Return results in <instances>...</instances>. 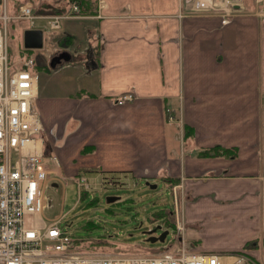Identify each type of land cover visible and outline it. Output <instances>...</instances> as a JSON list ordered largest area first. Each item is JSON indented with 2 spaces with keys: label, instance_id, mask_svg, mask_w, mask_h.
<instances>
[{
  "label": "crops",
  "instance_id": "obj_1",
  "mask_svg": "<svg viewBox=\"0 0 264 264\" xmlns=\"http://www.w3.org/2000/svg\"><path fill=\"white\" fill-rule=\"evenodd\" d=\"M251 5L227 16L182 0H97L95 14L63 21L67 45L36 59L44 152L96 185L179 189L186 227L171 252L183 243L264 264V7ZM126 92L136 100L116 103Z\"/></svg>",
  "mask_w": 264,
  "mask_h": 264
},
{
  "label": "built area",
  "instance_id": "obj_2",
  "mask_svg": "<svg viewBox=\"0 0 264 264\" xmlns=\"http://www.w3.org/2000/svg\"><path fill=\"white\" fill-rule=\"evenodd\" d=\"M236 2L239 0H182V6L195 11L223 10L231 16ZM11 7V0H0V264H246L242 253L193 252L183 243L174 252L165 248L141 254L80 250L76 236L62 228L65 214L47 216V190L65 184L66 174L58 156L43 149L44 128L36 105V59L25 56L17 63L11 61L9 26L13 20H22L28 23L25 29L35 28L37 19H46L52 30H60L65 19L81 17L80 8L72 1L66 13L45 15L36 13L31 0L22 3L16 14ZM136 97L134 92H126L116 103H131ZM74 181L80 199L100 186L82 173ZM174 195L173 233L180 236L185 222L178 194Z\"/></svg>",
  "mask_w": 264,
  "mask_h": 264
},
{
  "label": "rangeland",
  "instance_id": "obj_3",
  "mask_svg": "<svg viewBox=\"0 0 264 264\" xmlns=\"http://www.w3.org/2000/svg\"><path fill=\"white\" fill-rule=\"evenodd\" d=\"M25 1L28 0H11V13H18L19 6ZM43 1L54 0H34V4L37 7V3ZM65 1L62 0L63 3H66ZM246 1L251 2L252 8L257 5L260 9L264 7V0L261 2ZM261 11L264 12V9ZM27 26L28 23L22 20H13L9 26V54L13 63L19 62L25 56L35 59L48 58L55 48H61L68 42L67 39L61 37L68 32L66 28L52 30L46 19H37L36 27L44 31V46L39 49H25L23 38ZM59 38L61 45H59ZM90 181L92 182L91 179ZM174 192L181 198L179 189L166 187L162 182H158L156 188H151L146 180L141 182L126 180L123 183L116 182V184L104 182L80 199L74 176L66 175L65 184L48 188L47 196L50 206L47 207L46 214L50 218H54L64 213L65 216L61 222L62 228L77 237L86 240L106 239L119 245L117 247L110 245L103 250L141 254L146 251H139L136 247L133 248L129 245L133 246L136 243L140 247L156 251L172 243L175 237L172 228L164 242L146 241L149 235L145 231L160 224L159 220L154 218L156 212L175 208ZM111 196L119 197V199L109 202L108 197ZM163 231L164 229H158L153 236H159ZM242 254L247 257L246 264H259L251 256Z\"/></svg>",
  "mask_w": 264,
  "mask_h": 264
},
{
  "label": "trees",
  "instance_id": "obj_4",
  "mask_svg": "<svg viewBox=\"0 0 264 264\" xmlns=\"http://www.w3.org/2000/svg\"><path fill=\"white\" fill-rule=\"evenodd\" d=\"M72 1H76L79 5L78 13L81 15H93L97 12V0H66V3H63L62 0H55L54 2L44 1L37 4L36 13L52 15V14H61L66 13L69 9V5ZM69 2V3H68ZM68 36H63L64 39H67ZM69 42H66L68 44ZM26 49V48H25ZM29 50V49H28ZM220 148L215 147L210 150H206L202 152L204 155H213L220 153ZM225 151V150H223ZM171 183L177 184V180L171 179ZM86 196V194H84ZM154 218L159 220L160 224L166 227L167 229H174V214L167 209L160 210L156 212ZM76 246L80 250H99L108 248L110 245H115V247L119 246L118 243L109 241L106 239H93L86 240L81 237L76 236ZM114 247V248H115Z\"/></svg>",
  "mask_w": 264,
  "mask_h": 264
},
{
  "label": "water",
  "instance_id": "obj_5",
  "mask_svg": "<svg viewBox=\"0 0 264 264\" xmlns=\"http://www.w3.org/2000/svg\"><path fill=\"white\" fill-rule=\"evenodd\" d=\"M240 5H236V8H239ZM24 47L26 49H39L44 46V31L41 28H27L24 30ZM62 58L69 59V54L67 52H62L60 54H57L50 60V65L52 67H55L57 62H60ZM147 184L151 188H156L157 184H152L151 182H147ZM119 199V197L111 196L108 197L109 202H113ZM158 229H164V226L159 224L158 226L145 231L146 234L149 235V237L146 239V241L149 242H156V241H162L164 242L166 240L167 235L170 233V229H164V231L159 235L156 236L153 234L157 232Z\"/></svg>",
  "mask_w": 264,
  "mask_h": 264
},
{
  "label": "flooded vegetation",
  "instance_id": "obj_6",
  "mask_svg": "<svg viewBox=\"0 0 264 264\" xmlns=\"http://www.w3.org/2000/svg\"><path fill=\"white\" fill-rule=\"evenodd\" d=\"M164 229H167L166 227H164Z\"/></svg>",
  "mask_w": 264,
  "mask_h": 264
},
{
  "label": "bare ground",
  "instance_id": "obj_7",
  "mask_svg": "<svg viewBox=\"0 0 264 264\" xmlns=\"http://www.w3.org/2000/svg\"><path fill=\"white\" fill-rule=\"evenodd\" d=\"M36 28V27H35Z\"/></svg>",
  "mask_w": 264,
  "mask_h": 264
}]
</instances>
